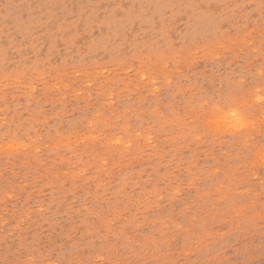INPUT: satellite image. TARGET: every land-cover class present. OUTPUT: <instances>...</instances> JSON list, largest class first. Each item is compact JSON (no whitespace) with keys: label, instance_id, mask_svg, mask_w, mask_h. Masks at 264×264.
<instances>
[{"label":"rangeland","instance_id":"obj_1","mask_svg":"<svg viewBox=\"0 0 264 264\" xmlns=\"http://www.w3.org/2000/svg\"><path fill=\"white\" fill-rule=\"evenodd\" d=\"M0 264H264V0H0Z\"/></svg>","mask_w":264,"mask_h":264},{"label":"bare ground","instance_id":"obj_2","mask_svg":"<svg viewBox=\"0 0 264 264\" xmlns=\"http://www.w3.org/2000/svg\"><path fill=\"white\" fill-rule=\"evenodd\" d=\"M231 114H232V113H231ZM227 116H228L229 118L226 117V115H225L224 118L230 120V121H229V124H230L231 127H232V125H231L232 123H236V124H238V125L240 124V128H244V127L241 126V125H243V121L240 120V119L237 117L236 114L233 113L231 116L228 114ZM226 122H227V121H226ZM226 122H225V123H226ZM243 126H244V125H243ZM229 128H230V127H229ZM240 128H239V129H240ZM227 130H228V129H227Z\"/></svg>","mask_w":264,"mask_h":264}]
</instances>
